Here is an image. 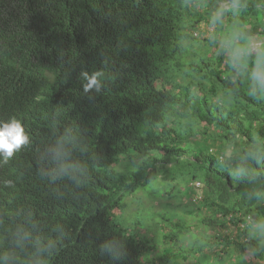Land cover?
I'll use <instances>...</instances> for the list:
<instances>
[{"label":"trees","instance_id":"16d2710c","mask_svg":"<svg viewBox=\"0 0 264 264\" xmlns=\"http://www.w3.org/2000/svg\"><path fill=\"white\" fill-rule=\"evenodd\" d=\"M12 118L29 142L0 155V264H264V0H0ZM159 177L201 183L210 234L160 218L152 259L115 211Z\"/></svg>","mask_w":264,"mask_h":264},{"label":"rangeland","instance_id":"374dc122","mask_svg":"<svg viewBox=\"0 0 264 264\" xmlns=\"http://www.w3.org/2000/svg\"><path fill=\"white\" fill-rule=\"evenodd\" d=\"M228 8V7H226ZM204 24V23H202ZM201 33L199 31L193 33V37L200 39H210L212 32V28H207V25H202ZM206 31V32H205ZM256 41L254 40V43ZM203 42H199L201 44ZM187 43L186 45H189ZM222 45L224 41L221 42ZM256 45L253 46L255 49ZM215 50L213 49L212 52ZM189 59H184L183 61H187ZM137 166L132 163H127L124 166L121 164L118 169L120 171L128 172L130 170L135 169ZM170 177V176H169ZM168 180V179H167ZM163 180L162 178H158V182L151 183L145 188L139 189V191L135 195H130L127 197V205L128 209L125 212L121 213L116 210L115 214L120 215L123 218V222L131 225L134 222H139L141 224H145V226L138 229V232L148 239L152 240L155 247H157V251L152 254V259H156L157 256L160 255V252L170 245V242L164 243L161 237V232L163 230V224L160 221V218H164L166 220H173L175 223L187 224L193 230V233L198 234L199 237L207 236L210 233H203L201 228H198V212L196 210L195 204H192L189 201V197L192 195L189 189H185V185L182 181L176 180L174 182ZM169 187V189H168ZM170 187L172 189H170ZM160 193L162 195L160 196ZM192 212L194 214H192ZM170 221H168L169 224ZM172 228H166L165 232L170 233ZM201 242L205 243V239L201 238ZM166 244V245H165ZM172 243L170 246H173ZM181 247L184 249L191 248V242H184ZM172 248V247H169ZM246 262L249 260L252 261L253 264L255 262L250 258L249 255L245 258ZM183 264H194V260H188L182 262ZM207 264H222V262L214 260ZM225 264H230L227 261Z\"/></svg>","mask_w":264,"mask_h":264},{"label":"clouds","instance_id":"9594fccd","mask_svg":"<svg viewBox=\"0 0 264 264\" xmlns=\"http://www.w3.org/2000/svg\"><path fill=\"white\" fill-rule=\"evenodd\" d=\"M91 87H95L99 91L100 85L95 76L89 80L85 90L87 91ZM28 142L29 137L19 120L12 118L9 122L0 125V155L3 156L5 162ZM101 251L113 254L114 259H119V254L114 253L113 246L110 244L103 245Z\"/></svg>","mask_w":264,"mask_h":264},{"label":"built area","instance_id":"2783aa9c","mask_svg":"<svg viewBox=\"0 0 264 264\" xmlns=\"http://www.w3.org/2000/svg\"><path fill=\"white\" fill-rule=\"evenodd\" d=\"M201 183L196 182L193 186L194 188V193L192 195L191 201L193 203H197L202 199V190H201Z\"/></svg>","mask_w":264,"mask_h":264}]
</instances>
